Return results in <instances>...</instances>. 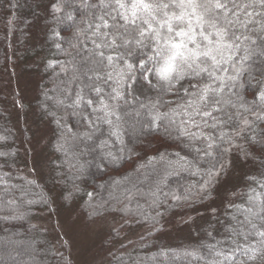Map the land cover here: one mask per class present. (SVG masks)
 Here are the masks:
<instances>
[{"label":"trees","instance_id":"obj_1","mask_svg":"<svg viewBox=\"0 0 264 264\" xmlns=\"http://www.w3.org/2000/svg\"><path fill=\"white\" fill-rule=\"evenodd\" d=\"M61 2L68 4L64 14L53 13L57 0H0V264L23 260L30 252L34 258L29 264H79L63 226L52 227L65 215L82 217L85 223L102 216L118 221L102 232L101 251L93 247L91 259L81 264H247L245 252L255 237L239 221L248 215L250 198L255 196L257 204L264 201V122L253 126L255 134L249 130L239 138L233 133L235 120L217 128L201 124L212 138L208 142L213 147L207 149L181 134V120L167 126L150 123L168 104L169 93L153 89L147 98L133 100L124 86L129 81H121V98L110 101L115 113L107 117L111 123L104 112L83 105L75 111L55 105L48 97L63 98L75 56L70 44L76 42L77 28L86 27V10L76 7L80 0ZM54 32L63 39H52ZM250 71L260 78L255 66ZM27 83L32 91L20 90ZM250 83L255 85L256 79ZM101 86L107 95L115 85ZM243 91L251 100L253 90ZM37 130L45 136L41 147L34 140ZM162 158L177 168L168 167L152 186L146 178L126 184L129 164L144 162L149 171ZM234 159L249 161L251 169L236 197L204 221L203 236L190 245L160 240L162 217L190 214L211 200ZM221 165L225 170L217 176ZM122 180L114 193L112 185ZM69 193L71 198L65 199ZM8 233L20 234L21 240L13 244Z\"/></svg>","mask_w":264,"mask_h":264},{"label":"snow or ice","instance_id":"obj_2","mask_svg":"<svg viewBox=\"0 0 264 264\" xmlns=\"http://www.w3.org/2000/svg\"><path fill=\"white\" fill-rule=\"evenodd\" d=\"M67 6L57 0L52 11L64 14ZM76 7L86 10L82 13L86 27L77 28L76 42L70 44L75 56L63 98L48 97L55 105L74 111L83 105L104 112L106 122L111 123L107 117L115 113L110 101L121 98V81L142 79L158 92L188 98L182 106L181 134L205 143L207 149L213 147L208 142L212 138L203 133L201 124L217 128L235 120L233 133L239 138L249 130L255 134L253 126L264 122V0H80ZM66 18L73 20L70 13ZM51 38L63 39L59 32ZM55 47L60 50L61 43ZM253 66L260 77L255 85L250 83L255 79L250 71ZM117 67L119 71H115ZM61 70L68 72L69 68ZM108 82L115 86L105 95L101 84ZM185 84L187 87H182ZM245 88L253 90L251 100L245 96ZM42 107L61 123L55 112ZM168 118L164 113L150 123ZM224 170L221 165L216 175ZM70 198L71 193L65 196ZM250 199L248 215L239 221L248 225L255 237L245 257L247 264H264V201L257 204L255 196ZM228 259L224 255V260Z\"/></svg>","mask_w":264,"mask_h":264},{"label":"rangeland","instance_id":"obj_3","mask_svg":"<svg viewBox=\"0 0 264 264\" xmlns=\"http://www.w3.org/2000/svg\"><path fill=\"white\" fill-rule=\"evenodd\" d=\"M136 76L139 77L138 72L136 73ZM15 78L16 77L14 76L12 77L14 81ZM255 79H258V76H255ZM153 83H155V80H153ZM128 84H131V87H128V90L130 97L133 100L136 98L145 99L153 93V89L145 84L142 79H137L135 83L129 81ZM182 87H187V85L185 84ZM19 88L22 91L31 89L29 83L25 85L24 90V87ZM168 98L169 102L171 103H168L164 108L159 109L157 111L158 113L156 114V116L163 115L164 113L168 114V119H164L163 121H155V123L163 126L171 125L182 119V106L188 99L187 97L181 98L180 93H178L177 95L169 94ZM40 137L41 140L39 139ZM30 138L28 139V141L30 140ZM34 140L37 143V146L41 147L45 141L44 133L40 130H37ZM38 150L36 153H38ZM27 153L31 154L29 150H27ZM166 159L167 158H162L161 160H159V162L155 163V165H153L151 167L152 169H150L149 171L148 166H146L144 162L138 161L133 166L129 164V167L127 168L131 170V176L126 177V184L137 181L138 179L146 178L148 179L147 183L149 186L154 185L155 182H158L160 179H162L164 175L169 171L168 167H170V170L177 168V166H175V164L172 163L171 160L170 163ZM250 169L251 164L249 161L234 159L230 171L218 184L214 192V196L211 200H208L204 204L198 206L196 211L194 209L193 211L189 212L190 214L187 213L183 215H171L168 217H162L163 230L161 229L162 231L160 230L158 233V237L160 238V240L167 244L177 242L180 244L190 245L196 242L197 239H199L201 236H203L202 234H204L203 232H201V229H203V227L205 226L204 221L219 215L225 205H227L229 201H232V199L236 197V195L241 191L244 184V178L249 173ZM121 183H123V180L122 182L115 183L114 186L112 185V191L114 193H117L120 190V187H122L123 185ZM69 216L70 215H65L64 217H60V223L59 221H57L52 224V227H55L57 225L63 226L66 235L71 239L70 241L71 248L73 249V256L79 264L91 259L93 253H88L93 247L97 251H101L100 243L106 236H103L102 232H105V230H108L110 227L118 223V221L116 222V220L111 216H102L100 218L90 220L88 223H85L82 217L72 215L70 216L71 218H69ZM8 234L9 239L7 238V240L11 241L13 244L17 243L16 240H21L20 234ZM127 246L130 247V245H126V247ZM33 253L30 252V257L28 258L26 256H23V260L17 258L7 261H9L10 264H29L28 259L34 258ZM162 260H166V258H163ZM4 261L5 260H3V262ZM7 261H5V263H7Z\"/></svg>","mask_w":264,"mask_h":264}]
</instances>
